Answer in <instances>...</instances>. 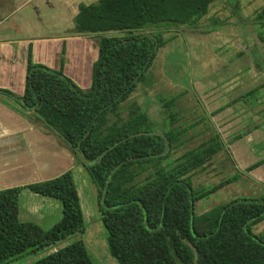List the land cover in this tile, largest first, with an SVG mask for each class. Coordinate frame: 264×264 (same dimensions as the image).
<instances>
[{"label":"trees","instance_id":"16d2710c","mask_svg":"<svg viewBox=\"0 0 264 264\" xmlns=\"http://www.w3.org/2000/svg\"><path fill=\"white\" fill-rule=\"evenodd\" d=\"M214 0H98L78 6L79 35L99 39L91 84L77 86L62 69L26 63L23 93L0 89L34 122L53 131L77 156L96 188L109 254L118 264H264V196L220 203L196 215L195 204L231 179L197 191L190 175L223 150L218 134L164 164L178 146L177 132H154L144 111L126 120L120 106L145 80L161 48L181 27L196 28ZM255 22L264 24V6ZM258 89L237 101L255 96ZM174 101L173 98L168 103ZM116 118L110 121V116ZM242 137L239 135L234 140ZM264 165V157L245 168ZM23 189L58 199L62 215L44 230L18 217ZM86 224L71 170L25 186L0 189V264L35 254ZM27 264H95L75 240Z\"/></svg>","mask_w":264,"mask_h":264},{"label":"rangeland","instance_id":"374dc122","mask_svg":"<svg viewBox=\"0 0 264 264\" xmlns=\"http://www.w3.org/2000/svg\"><path fill=\"white\" fill-rule=\"evenodd\" d=\"M7 1L0 0V36L33 39L85 36L76 32L78 6L98 0ZM263 6L264 0H214L198 27L177 29V35L158 52L145 80L118 111L122 120L144 111L154 132L179 133V144L164 164H175L185 151L213 134L219 135L223 150L203 169L191 173V183L201 191L228 179L232 182L198 201L196 215L230 200L264 196V165L245 172L247 166L264 157V24L255 22L256 12ZM77 44L82 45L83 55L68 73L62 71L86 90L98 52L89 51L82 40ZM252 89H258L255 96L237 101ZM171 98L174 101L166 104ZM115 118L111 115L110 121ZM239 135L242 137L234 140ZM81 177H76L75 184L86 211L84 233L72 234L10 264L33 262L78 239L95 264H118L107 248L96 188L85 170ZM53 221L44 225L51 227ZM253 231L263 233L264 220Z\"/></svg>","mask_w":264,"mask_h":264},{"label":"crops","instance_id":"0c3cea01","mask_svg":"<svg viewBox=\"0 0 264 264\" xmlns=\"http://www.w3.org/2000/svg\"><path fill=\"white\" fill-rule=\"evenodd\" d=\"M2 2L8 3L7 0ZM78 40H82L92 53L96 49L98 52L99 39L95 36L33 39L0 36V89L10 90L17 95L23 93L29 56L33 63L65 69L68 73L67 70L74 63L77 64L78 57L83 55ZM77 159L78 156L53 131L32 121L26 112L0 95V189L48 180L67 170L72 171L74 181L76 177L81 180L84 168L77 163ZM77 191L81 203L80 190ZM82 193L85 194V190ZM81 207L85 220L86 211L82 203ZM61 215L62 205L58 199L28 189L20 192V221L32 222L47 230L59 221ZM52 220L51 227L44 225Z\"/></svg>","mask_w":264,"mask_h":264}]
</instances>
